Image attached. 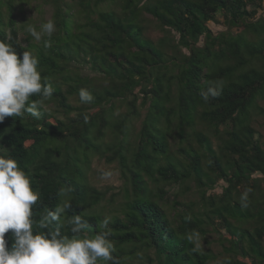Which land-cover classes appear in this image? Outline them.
Listing matches in <instances>:
<instances>
[{
	"label": "trees",
	"instance_id": "16d2710c",
	"mask_svg": "<svg viewBox=\"0 0 264 264\" xmlns=\"http://www.w3.org/2000/svg\"><path fill=\"white\" fill-rule=\"evenodd\" d=\"M31 4L52 6L50 38L21 35L18 17ZM152 26L162 35L150 36ZM0 39L21 58L38 57L53 88L39 119L0 123V150L40 194L34 229L43 231L41 215L68 188L84 233L110 231L119 264H264V139L255 124L264 116V0H0ZM216 81L220 95L205 101L201 91ZM94 155L116 162L125 181L110 211L114 196L90 179ZM211 231L218 254L200 244ZM5 238L11 247V232Z\"/></svg>",
	"mask_w": 264,
	"mask_h": 264
},
{
	"label": "clouds",
	"instance_id": "9594fccd",
	"mask_svg": "<svg viewBox=\"0 0 264 264\" xmlns=\"http://www.w3.org/2000/svg\"><path fill=\"white\" fill-rule=\"evenodd\" d=\"M28 33L41 41L51 37L56 31L55 22L48 20L39 31L29 26ZM44 47H51V40H44ZM39 60L33 53L24 51L22 58L16 47L6 39H0V123L7 117H23L25 113L37 119L41 116L44 102L53 95L52 85L42 80L38 70ZM223 82L216 81L201 91L205 101L220 95ZM38 95L40 99L32 100ZM81 102L90 103L92 94L82 88L79 91ZM85 117V121H87ZM11 150L9 149V152ZM110 172H104L107 178ZM71 189L61 188L62 203L54 209H47L41 215L39 225L43 231L34 229V206L40 194L33 188L32 177L16 158L0 150V264H119L113 255L115 246L110 239V231H100L92 237L84 233L87 221L81 214L73 212L70 198ZM247 189L240 197L241 206L247 207ZM69 211L73 215L65 220L62 217ZM69 227L70 235L64 231ZM105 219L104 227L107 228ZM11 232L12 244L9 247L5 234ZM198 239V233L187 236L189 241Z\"/></svg>",
	"mask_w": 264,
	"mask_h": 264
},
{
	"label": "rangeland",
	"instance_id": "374dc122",
	"mask_svg": "<svg viewBox=\"0 0 264 264\" xmlns=\"http://www.w3.org/2000/svg\"><path fill=\"white\" fill-rule=\"evenodd\" d=\"M34 4V3H33ZM53 8L50 5L44 6V8L39 9L38 7H34L32 4L25 8L24 15L18 17V27L20 29L21 35L29 34L27 29L29 26H34L39 31V27L44 22V20H48L52 17ZM211 26L217 32L218 30L225 29V25L222 23L211 22ZM220 24V25H219ZM150 36L159 37L162 33L154 26L149 29ZM84 73L95 75L90 71L89 68L83 69ZM125 108H123L124 110ZM257 120L255 121L256 127L259 132L263 136L264 139V116L256 115ZM141 121H137L136 126H140ZM110 172L111 175L107 178L103 177L104 172ZM90 179L91 181L97 185L102 190L108 192V198L114 196L111 204L108 203L106 207V211H110L111 209L116 208L118 206L120 200L122 199L123 186L125 185V181L122 177L121 170L116 162H110L106 159L105 156L102 155H94L92 157V167L90 170ZM170 198L171 201L174 193L179 189L178 186H170ZM192 194L189 195V197ZM200 244L204 247V249H209L218 254L222 250L221 244L217 240V233L211 231L208 233L206 237L200 238Z\"/></svg>",
	"mask_w": 264,
	"mask_h": 264
}]
</instances>
